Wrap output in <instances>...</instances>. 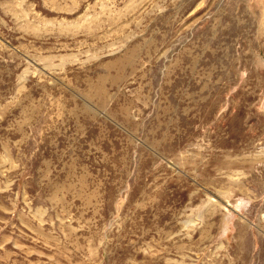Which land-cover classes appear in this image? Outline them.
I'll return each instance as SVG.
<instances>
[{
  "label": "rangeland",
  "instance_id": "rangeland-1",
  "mask_svg": "<svg viewBox=\"0 0 264 264\" xmlns=\"http://www.w3.org/2000/svg\"><path fill=\"white\" fill-rule=\"evenodd\" d=\"M0 264H264V0H0Z\"/></svg>",
  "mask_w": 264,
  "mask_h": 264
}]
</instances>
